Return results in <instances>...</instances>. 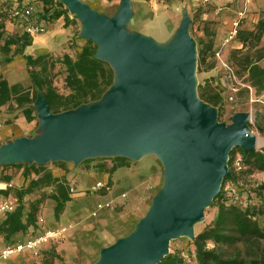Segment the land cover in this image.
Returning <instances> with one entry per match:
<instances>
[{
    "label": "water",
    "instance_id": "1",
    "mask_svg": "<svg viewBox=\"0 0 264 264\" xmlns=\"http://www.w3.org/2000/svg\"><path fill=\"white\" fill-rule=\"evenodd\" d=\"M59 1L80 21L79 37L96 45L95 59L110 65L114 82L98 102L60 114L51 113L38 92L39 134L2 144L0 167L78 166L96 158L138 161L154 155L163 167L162 188L133 231L101 249L95 264H157L169 254L172 240L195 238L194 225L230 176L229 153L255 151L250 116L237 113L226 125L199 99L196 44L187 14L172 39L160 45L126 30L131 0H120L111 17L82 0Z\"/></svg>",
    "mask_w": 264,
    "mask_h": 264
},
{
    "label": "trees",
    "instance_id": "2",
    "mask_svg": "<svg viewBox=\"0 0 264 264\" xmlns=\"http://www.w3.org/2000/svg\"><path fill=\"white\" fill-rule=\"evenodd\" d=\"M20 1L21 4L16 6H22L26 0ZM40 1L41 11L34 14L36 22L44 23L47 26V24H53L61 19L64 28L75 24V17L71 18L72 14L59 0ZM106 1L112 2L113 0ZM14 21L18 24L16 20ZM263 31L264 23L261 21L255 31H240L237 40L243 49L248 45L251 48H257ZM78 35V33H73L69 43L71 47L74 46ZM32 41V36L26 32L7 35L5 19L0 16V66L9 65L12 55H20L24 61L29 82V86L24 88L18 83L9 85L6 80L0 77V107L13 102L17 109L22 110L21 113L26 121L30 122L35 114L34 103L38 92L44 94L51 113L60 114L98 102L112 86L114 72L108 63L95 59L97 47L91 41L86 40L74 58L64 54L60 59L54 58L49 53L37 57L25 55L24 51L32 45ZM201 46L197 58L198 71L199 68L206 65L213 47L212 40L201 44ZM263 60L264 47H258L253 55L244 54L239 57L238 61L240 65L245 66L247 81L257 93L264 92V65H259ZM56 63L61 64L64 68L66 95L58 93L52 83V72ZM212 69L213 64L207 65V70ZM210 86L199 87L198 97L204 103L216 107L221 101L220 95ZM237 152L242 165L248 170L264 172V148L252 152L238 149ZM234 153L235 151L232 150L228 155L227 166L230 176L223 179L220 192L210 204V207L216 211L215 216L192 240L194 264H264V255L259 249V243L264 241V184L253 190L258 200L257 205H243L244 207H242L227 197L223 187L236 180L232 169ZM111 160L113 161L109 168H104L105 165H101L99 172H106L110 176L118 168L129 165V159L126 158L116 157ZM87 162L90 160L81 164ZM53 165L63 168L64 175L56 177L47 166L36 164H15L1 167L2 171L18 167L22 169L23 178L21 188L4 192L5 196L13 198L16 207L0 224L2 246L14 244L16 235L26 236L29 229L37 228L41 207L47 200L54 203L53 216L56 222L59 220L66 204L71 200L66 180L68 170L63 162L53 163ZM11 180L10 175L4 172L0 173V181L9 183ZM107 186L110 188L109 180ZM102 191L106 190L102 189ZM28 196H31V199L26 201ZM54 259L61 260L55 254L54 249H51L43 254L42 261L52 264ZM157 264H185V261L180 252L174 251Z\"/></svg>",
    "mask_w": 264,
    "mask_h": 264
},
{
    "label": "rangeland",
    "instance_id": "3",
    "mask_svg": "<svg viewBox=\"0 0 264 264\" xmlns=\"http://www.w3.org/2000/svg\"><path fill=\"white\" fill-rule=\"evenodd\" d=\"M91 9L98 3H105L106 0H82ZM119 1L117 0L115 13L118 9ZM91 5H89V3ZM132 3V17L129 24L126 26V30L129 33H138L144 36L152 38L156 43L164 45L168 43L174 36L181 19L184 14L190 19L189 33L196 44V52L198 58V50L201 49V44H206L212 40V50L209 58L206 61V65L199 68L198 64L196 67V91L199 93V87L209 85V79L215 75L213 52L219 48L222 39L225 37L230 21L235 17L238 11L242 9L241 0H150L145 2L143 0H131ZM20 0H0V16L5 19V30L7 35L20 34L22 29L13 20L11 13L13 7L20 5ZM31 6L33 7V13H40L41 1L32 0ZM95 10V9H94ZM114 15V14H113ZM112 14L109 17L113 16ZM74 15L71 16L73 18ZM61 20V19H60ZM264 23V0H255L254 4L247 9L246 20L243 22L241 31H255L259 22ZM156 22V23H155ZM158 25V27H157ZM48 26V24H47ZM57 24L53 26L52 30H55ZM71 31L70 38L73 37V33L80 34L82 25L80 21L75 18V24L68 28ZM43 35V34H42ZM264 31L261 36V41L258 47H264ZM79 37L75 39L74 46H70L69 42L63 46L62 50H58L55 53H49L56 59H60L64 54H68L71 57H75L83 46L84 42ZM258 47L251 48L248 45L246 48H242L241 43L233 42L227 47L223 48V54L228 58L229 62L235 68L240 78L246 77V69L244 65L238 63L239 57L244 54L253 55ZM236 53H240L237 55ZM235 58V59H234ZM213 64L212 70H207V65ZM8 73L15 76V80H18L22 87H28V77L24 61L20 55H12V61L9 64ZM9 65L0 66V77L1 73L5 71V68ZM260 66L264 65V60L259 63ZM52 83L58 93L62 95L67 94V90L64 85V68L61 64L56 63L52 72ZM211 89L214 90L212 86ZM38 95V94H37ZM37 98V97H36ZM220 103L214 107L217 110V120L220 123L229 125L232 121V117L237 113H245L250 116V123L248 124L250 132L255 136L256 140L260 139L262 145L256 147V151H260L264 148V92L257 93L251 97L245 91L241 92L237 97L236 102L233 104L226 103L224 98L220 96ZM35 106V105H34ZM12 110V109H11ZM18 110V109H14ZM37 117V114L35 112ZM38 119V118H37ZM1 123V122H0ZM2 127V123H1ZM13 139H9L12 141ZM1 146V142H0ZM234 161L232 169L235 173V181L233 183H227L223 187L224 193H227V197L237 203L238 205H257L258 200L253 193V190L258 189L264 184V172L250 171L247 167L243 166L240 160V155L237 152L238 149H233ZM105 163H111L112 158H96L90 159L92 161H102ZM132 161V160H131ZM89 163V162H87ZM66 170L68 165L72 163H65ZM81 165V164H80ZM52 171L56 170L59 174L63 173L64 169L60 166H55L53 163L47 165ZM18 168V167H16ZM19 169V168H18ZM7 170V169H6ZM2 171L0 167V173ZM163 185V167L161 165L160 179L157 183V189L146 197L141 204L136 207L137 222L146 214L148 211L153 197L158 193ZM221 189V188H220ZM135 209V208H134ZM215 209L208 207L203 215L201 222L194 225L193 233L194 236L198 235L214 218ZM259 249L261 254L264 255V241L259 243ZM174 251L180 252L184 258L185 264H194L193 258V246L192 240L182 237L172 240L169 244V253ZM43 253H39L38 259L41 264H48L43 262Z\"/></svg>",
    "mask_w": 264,
    "mask_h": 264
},
{
    "label": "crops",
    "instance_id": "4",
    "mask_svg": "<svg viewBox=\"0 0 264 264\" xmlns=\"http://www.w3.org/2000/svg\"><path fill=\"white\" fill-rule=\"evenodd\" d=\"M116 3L117 0L106 1L92 7L98 13L109 16L115 14ZM56 24V29L52 30ZM63 25V21L58 20L46 26L43 35L32 36V45L25 49L24 54L37 57L62 50L71 39L69 27L64 28ZM8 67L10 65L1 73V77L9 85L21 84L15 80V76L8 73ZM14 109L17 108L13 102L0 107L1 145L9 142V139L14 140L21 136L34 138L39 134L36 115L33 114V119L27 122L21 113L22 110ZM110 164L92 161L78 166L68 165L66 180L68 185L75 189V194L70 197L71 200L66 204L59 220L56 222L53 216L54 203L47 200L41 207L39 219L42 221L37 224V228L29 229L26 236L16 235L14 240L22 241L30 235L37 236L47 230L59 231V237L44 245L37 253L26 251L10 257L1 264H41L38 259L39 253H47L51 249H54L55 254L61 259H54L52 264H95L101 249L129 235L137 223L136 207L157 189L161 163L154 155H147L138 161L129 160L128 167L118 168L110 176L106 172H99L101 165L109 168ZM4 173L12 177L14 189L23 186L22 169L11 167ZM53 174L60 177L64 175V171L59 174L53 170ZM108 180L110 182L108 191L91 190L98 181ZM30 199L31 196H28L26 201Z\"/></svg>",
    "mask_w": 264,
    "mask_h": 264
},
{
    "label": "built area",
    "instance_id": "5",
    "mask_svg": "<svg viewBox=\"0 0 264 264\" xmlns=\"http://www.w3.org/2000/svg\"><path fill=\"white\" fill-rule=\"evenodd\" d=\"M207 1V0H206ZM255 0H241L242 9L237 12L235 17L230 21L229 29L222 39L219 48L213 52L215 75L209 79L210 85L214 90L224 98L226 103L233 104L241 92L245 91L251 97L254 96L255 90L251 87L247 78H240L233 65L223 54V48L230 43L237 42L238 34L241 31L243 22L246 20L247 9L254 4ZM31 0H26L22 6H16L12 9V18L18 22L23 32L31 36L42 35L46 32L44 23L36 22L33 13V7L30 5ZM1 129V123H0ZM70 197L75 194V189L69 186ZM14 189L12 182L6 183L0 181V224L11 214L16 207L14 200L10 196H5L4 192ZM104 189L109 190L107 182L98 181L92 187V191ZM125 197V196H124ZM38 220V224L41 223ZM59 231L47 230L37 236H28L22 241L15 242L9 246H2L0 242V264L8 261L10 257L23 252L37 253L44 245L58 238Z\"/></svg>",
    "mask_w": 264,
    "mask_h": 264
},
{
    "label": "bare ground",
    "instance_id": "6",
    "mask_svg": "<svg viewBox=\"0 0 264 264\" xmlns=\"http://www.w3.org/2000/svg\"><path fill=\"white\" fill-rule=\"evenodd\" d=\"M157 27H158V25H157ZM261 145H262V141L260 139H257L256 140V147H260Z\"/></svg>",
    "mask_w": 264,
    "mask_h": 264
}]
</instances>
